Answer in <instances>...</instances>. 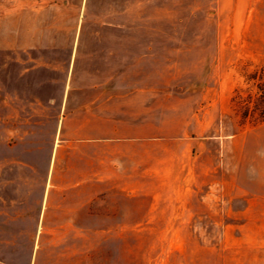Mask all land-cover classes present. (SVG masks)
Wrapping results in <instances>:
<instances>
[{
	"label": "rangeland",
	"instance_id": "374dc122",
	"mask_svg": "<svg viewBox=\"0 0 264 264\" xmlns=\"http://www.w3.org/2000/svg\"><path fill=\"white\" fill-rule=\"evenodd\" d=\"M37 1L0 0V75L9 47L47 75L0 103V264H264V0ZM73 63L135 69L102 95L141 138H72Z\"/></svg>",
	"mask_w": 264,
	"mask_h": 264
},
{
	"label": "crops",
	"instance_id": "0c3cea01",
	"mask_svg": "<svg viewBox=\"0 0 264 264\" xmlns=\"http://www.w3.org/2000/svg\"><path fill=\"white\" fill-rule=\"evenodd\" d=\"M20 2L23 11L28 13L40 12L42 7H45V5L38 4L37 0H20ZM12 42L16 45L40 44L39 38L35 37L12 38ZM8 45H10V40ZM9 52L10 47L5 51L4 76H1L3 73L0 75V103L3 105L2 108L6 110L5 121L10 123V94L24 92L25 88H47V75L44 70L37 72L36 69H27L25 64L21 63V61H26L25 56L16 53L8 54ZM89 72L91 75L82 79L79 77L80 71L76 65L70 64L63 86V88H68L70 95L60 102V123L70 122L77 125L76 129L71 131L72 138L84 139L94 143L141 138L143 124L141 112L132 109H126L121 113L118 110L114 112L111 110L110 112L107 110L108 105L112 106V102L117 101L118 97L102 95L117 93L119 92L118 88H127L122 92H128L130 95L126 93L121 98H124L125 102L133 98L136 91L130 88H142L140 80L134 75H130V77L125 75L128 79L120 82L118 75L119 73L124 75L127 72L135 73V69L123 68L118 70L99 67ZM57 83L58 79L55 84L57 85ZM82 126H86V128L81 130L83 129ZM74 185L92 187L89 182H76ZM69 264H73V262L70 261Z\"/></svg>",
	"mask_w": 264,
	"mask_h": 264
}]
</instances>
